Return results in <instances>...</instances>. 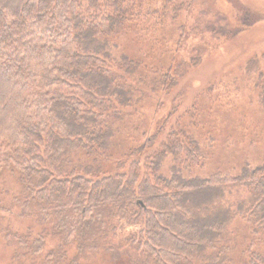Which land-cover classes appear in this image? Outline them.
Instances as JSON below:
<instances>
[{"label": "trees", "instance_id": "1", "mask_svg": "<svg viewBox=\"0 0 264 264\" xmlns=\"http://www.w3.org/2000/svg\"><path fill=\"white\" fill-rule=\"evenodd\" d=\"M199 1L0 0V234L20 264H235L232 217L264 230V158L246 148L237 170L204 176L214 143L187 110L134 118L149 101L138 81L153 75L151 98L164 100L192 66L158 49L140 58L125 40L140 48L154 21L184 25ZM251 65L264 71L262 58ZM229 181L249 197L227 204ZM257 248L236 264H264Z\"/></svg>", "mask_w": 264, "mask_h": 264}, {"label": "rangeland", "instance_id": "2", "mask_svg": "<svg viewBox=\"0 0 264 264\" xmlns=\"http://www.w3.org/2000/svg\"><path fill=\"white\" fill-rule=\"evenodd\" d=\"M207 1L209 2L199 1L198 6L188 14L185 26H173L172 21H169L161 28L158 27L159 22L154 21L155 28L149 32L152 37L149 42H140L137 45L140 48L125 40V46L134 49V53L141 56L140 58L150 61L149 51L158 49L161 50L163 59L173 55L179 68L182 65L192 66L179 82L178 79L175 81L176 84L164 100L151 98L154 95L149 93L151 85L156 84L153 75L152 78L145 77V81H138V85L150 89L145 90L149 101L141 104L134 118L150 115L156 105L163 112L172 107H179L180 111L187 110L184 121L194 127L199 124L204 132V139L214 143L211 147L210 166L204 167L202 172L204 176L213 171L221 173L225 170L232 171L233 168L237 170L240 165L239 154L246 148L252 149L254 163H259L264 158V138H261L264 134V108L259 104L260 100H264V71L255 72L251 65V61L259 64L260 58L264 61V0ZM245 9L249 11V19L244 18ZM203 10L209 11L210 15L200 14ZM217 14L219 16H215ZM247 20L252 22L251 25L243 24ZM213 25L215 27L209 28ZM217 28H220L218 33L210 30ZM155 38H158L157 43L163 41L165 45L159 46L156 43L152 47ZM168 64L169 62L159 63L164 69L169 67ZM195 64L197 65L193 66ZM154 66L155 63L152 66L151 62L150 68ZM160 77H157L156 82ZM169 82L161 80L158 87L163 89L164 86L170 85ZM210 84H215L211 90L208 89ZM138 88L144 90L140 86ZM223 90L227 93L222 92ZM139 94L140 97L144 95ZM228 94L231 95L230 98H226ZM189 113L193 114L194 120ZM131 120H127L129 129L137 128L136 124L143 126L136 123V120L132 121L133 123ZM164 173L170 174V166L165 165ZM230 182L226 183L228 187L225 188V196L222 198L227 204L233 206L239 199L249 197L247 189L241 185L230 186ZM13 222L14 218H4V223L14 229L23 230L28 223L27 220L21 219ZM229 225L234 234L229 233L226 242L235 264L237 261L239 263L247 252L258 251L257 246L264 250V230H257L256 234H253L248 223L238 215L232 217ZM39 230L40 227L36 229L37 232ZM51 241L49 240L54 243ZM130 259L131 257L122 258L124 262L119 264H126ZM0 264H20V260L14 259L12 248L5 245L2 234ZM92 264L106 263L98 256L92 260Z\"/></svg>", "mask_w": 264, "mask_h": 264}]
</instances>
